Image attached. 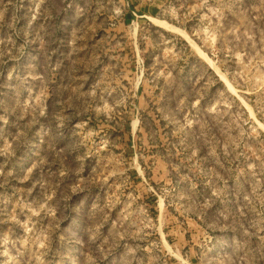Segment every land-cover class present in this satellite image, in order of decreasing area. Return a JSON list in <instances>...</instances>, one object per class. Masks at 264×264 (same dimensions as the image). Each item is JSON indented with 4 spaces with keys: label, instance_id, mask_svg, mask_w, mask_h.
I'll return each instance as SVG.
<instances>
[{
    "label": "rangeland",
    "instance_id": "374dc122",
    "mask_svg": "<svg viewBox=\"0 0 264 264\" xmlns=\"http://www.w3.org/2000/svg\"><path fill=\"white\" fill-rule=\"evenodd\" d=\"M0 264H264V0H0Z\"/></svg>",
    "mask_w": 264,
    "mask_h": 264
},
{
    "label": "bare ground",
    "instance_id": "6f19581e",
    "mask_svg": "<svg viewBox=\"0 0 264 264\" xmlns=\"http://www.w3.org/2000/svg\"><path fill=\"white\" fill-rule=\"evenodd\" d=\"M179 32V31H178Z\"/></svg>",
    "mask_w": 264,
    "mask_h": 264
}]
</instances>
